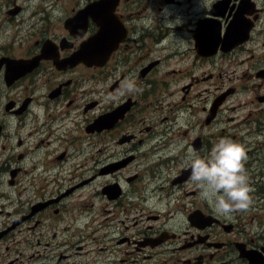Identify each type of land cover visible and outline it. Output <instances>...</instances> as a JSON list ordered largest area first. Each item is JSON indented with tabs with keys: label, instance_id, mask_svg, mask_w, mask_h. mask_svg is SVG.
Wrapping results in <instances>:
<instances>
[{
	"label": "flooded vegetation",
	"instance_id": "obj_1",
	"mask_svg": "<svg viewBox=\"0 0 264 264\" xmlns=\"http://www.w3.org/2000/svg\"><path fill=\"white\" fill-rule=\"evenodd\" d=\"M94 1L35 7L46 56L0 65V264H264V0Z\"/></svg>",
	"mask_w": 264,
	"mask_h": 264
},
{
	"label": "rangeland",
	"instance_id": "obj_2",
	"mask_svg": "<svg viewBox=\"0 0 264 264\" xmlns=\"http://www.w3.org/2000/svg\"><path fill=\"white\" fill-rule=\"evenodd\" d=\"M61 1L62 0H16L15 3L27 4V12L17 17H11L7 14L8 4H11V1L7 2L5 0H0V56L6 52L9 55L5 57L12 56L11 58L21 59L20 57L24 56L27 52V49L31 47L30 45L35 40V35L37 36L36 28H33L29 25V20H34L36 22V17H34L33 15L34 8L35 7L50 8L49 5L59 4ZM140 1L143 3H140ZM131 2L136 7L139 8H141V4H144L143 5L144 8L148 6V0H137L136 2L133 1ZM59 6L55 7L56 13L60 8ZM18 10L19 9H16L15 12ZM175 15H180V13H175ZM159 53H161V50H159ZM167 62H171V61L169 60ZM258 63L261 64L259 59H256L253 65H257ZM191 64H192V58H188L186 62L180 64L176 63L174 65L168 66V68L175 67V68L184 69L186 67H191V72H194V70H192ZM165 68L166 66H162L161 70H164ZM227 68H228V64H225L224 72L227 71ZM173 77H177V76H172L170 77V79H172ZM218 79L221 80L220 77L216 76V78H214L213 80L209 81L206 84L203 81L197 83L192 90L193 91L192 94L195 95L202 92L200 96H203V93H206V91H204L205 88L212 87V89H215L216 87L215 82H218ZM181 82L182 81L178 80L177 78L176 80H174L175 86H179ZM18 90L19 89L15 88L13 89V92H16ZM195 131H199L198 128H196ZM191 136L193 135L191 134ZM18 179L20 181H18L15 185L7 184L8 191H11L9 201L12 203L13 205L12 209L16 213L24 209L26 197H27V206H28V198H29L25 190L27 185L26 176L24 174L20 175Z\"/></svg>",
	"mask_w": 264,
	"mask_h": 264
},
{
	"label": "water",
	"instance_id": "obj_3",
	"mask_svg": "<svg viewBox=\"0 0 264 264\" xmlns=\"http://www.w3.org/2000/svg\"><path fill=\"white\" fill-rule=\"evenodd\" d=\"M118 0H99L93 3V5L90 7H86L83 12L86 14H93L96 18H104L109 14L110 9H113L114 6H110V3L116 4ZM100 26L103 28L104 24H100ZM233 28L230 29L228 33V38L232 34ZM85 49H81L79 53H76L75 56L72 58L66 60L70 61L72 59H82L87 56L88 50L87 46H84ZM47 50V49H46ZM46 50L44 52L46 53ZM89 54V53H88ZM44 54L38 55L35 58L32 59H16V58H11V57H4L0 60V65L5 63L7 64V69H6V77L9 81H14L18 79L19 77H22L25 75L28 71L32 70L35 68L41 58H43ZM102 121H104V118L102 117Z\"/></svg>",
	"mask_w": 264,
	"mask_h": 264
}]
</instances>
